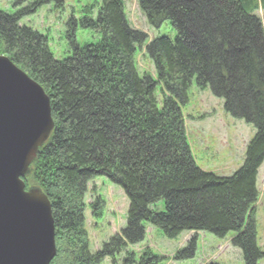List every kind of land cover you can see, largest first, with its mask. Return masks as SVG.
<instances>
[{
  "label": "trees",
  "instance_id": "16d2710c",
  "mask_svg": "<svg viewBox=\"0 0 264 264\" xmlns=\"http://www.w3.org/2000/svg\"><path fill=\"white\" fill-rule=\"evenodd\" d=\"M27 1L13 0V14L0 9V54L39 82L51 101L54 130L25 177L51 201L57 244L51 264H100L105 257L119 264L116 256L145 240L146 224L170 239L184 231L218 238L233 232L245 263L256 264L264 256L256 246L253 208L264 162V27L254 12L264 0H137L150 26L169 22L174 31L145 46L156 78L137 70L136 49L148 35L130 26L122 0H100L95 17L93 7L71 17L72 50L63 59L54 57L47 35L20 24L48 0L24 6ZM78 26L99 39L79 45ZM193 83L255 128L231 176L204 171L193 159L181 111ZM98 176L122 187L129 207L125 227L94 253L84 197ZM158 202L162 210L155 209ZM91 206L101 215L102 203ZM195 250L193 237L175 258H191ZM160 262L145 249L126 252L120 264Z\"/></svg>",
  "mask_w": 264,
  "mask_h": 264
},
{
  "label": "rangeland",
  "instance_id": "374dc122",
  "mask_svg": "<svg viewBox=\"0 0 264 264\" xmlns=\"http://www.w3.org/2000/svg\"><path fill=\"white\" fill-rule=\"evenodd\" d=\"M37 0H28L24 6ZM48 0L34 14L22 17L21 25L29 26L47 35L48 46L57 59H63L71 50L67 37V22L71 17L79 19L94 8L93 17L97 15L100 0ZM125 15L131 27L144 31L148 39L142 47H137L135 63L140 75H151L156 78L153 61L145 51V46L154 37L174 35L168 23L156 29L149 25L145 15L139 8L137 0H122ZM0 9L10 14L18 8L13 6V0H0ZM262 19L264 26V10L254 12ZM99 34L77 27L75 39L79 45L95 42ZM157 97L161 103L162 95ZM184 117L185 131L190 144L193 158L199 168L213 172L218 176L232 175L243 163L247 145L255 133L253 125L244 120L236 119L223 109V100L215 97L209 88L200 90L193 83L189 89L188 102L181 107ZM54 120V118H53ZM27 186L34 185L25 180ZM258 199L254 205V228L257 248L264 253V163L261 165L257 178ZM98 200V203H94ZM102 203L101 215H94V206ZM129 200L123 189L106 176H98L89 182L85 196V229L88 233L90 250L97 252L102 244L125 227ZM156 210L163 209V203L155 205ZM146 238L137 246H129L127 251L117 257L120 264L126 252L141 254L145 249L153 251L161 257L160 264H245L242 251L231 243L234 234L231 232L225 238H218L209 233L182 232L177 237L167 238L163 232L146 224ZM196 236V250L193 258L175 259L177 252L187 246L190 238ZM152 252V253H153ZM153 253V254H154ZM101 264H112L110 257ZM264 264V256L256 261Z\"/></svg>",
  "mask_w": 264,
  "mask_h": 264
},
{
  "label": "water",
  "instance_id": "95a60500",
  "mask_svg": "<svg viewBox=\"0 0 264 264\" xmlns=\"http://www.w3.org/2000/svg\"><path fill=\"white\" fill-rule=\"evenodd\" d=\"M54 126L44 88L0 54V264H51L56 256L51 202L23 180Z\"/></svg>",
  "mask_w": 264,
  "mask_h": 264
}]
</instances>
